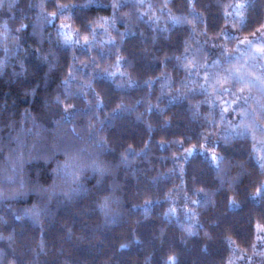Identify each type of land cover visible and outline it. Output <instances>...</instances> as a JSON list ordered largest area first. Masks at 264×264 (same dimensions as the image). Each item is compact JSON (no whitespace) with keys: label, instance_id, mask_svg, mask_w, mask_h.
Instances as JSON below:
<instances>
[{"label":"trees","instance_id":"1","mask_svg":"<svg viewBox=\"0 0 264 264\" xmlns=\"http://www.w3.org/2000/svg\"><path fill=\"white\" fill-rule=\"evenodd\" d=\"M5 22L0 264H229L253 250L264 71L237 44L264 31V0H0V37ZM226 70L245 83L216 85Z\"/></svg>","mask_w":264,"mask_h":264},{"label":"rangeland","instance_id":"2","mask_svg":"<svg viewBox=\"0 0 264 264\" xmlns=\"http://www.w3.org/2000/svg\"><path fill=\"white\" fill-rule=\"evenodd\" d=\"M64 25L68 27L63 31L71 32L74 42L76 37L72 26L69 23ZM237 48L240 51V55L252 56V59L249 58L252 63L254 62L261 71H264V31L255 38H247L239 41ZM262 149L264 150L263 146ZM259 233L253 250L250 253H245L234 249L229 264H264V234L262 231Z\"/></svg>","mask_w":264,"mask_h":264},{"label":"snow or ice","instance_id":"3","mask_svg":"<svg viewBox=\"0 0 264 264\" xmlns=\"http://www.w3.org/2000/svg\"><path fill=\"white\" fill-rule=\"evenodd\" d=\"M56 7L61 12H63L66 6L56 5ZM117 7H118V5L113 4V8H117ZM241 7H243V5H237V8H241ZM55 18H56V13L54 12L51 15V19H55ZM45 19L46 20H49V17L46 16ZM176 19H177V22H179V18H176ZM186 22L187 23H192L191 21H186ZM26 27H27L26 25L25 26H22L21 28L17 29V31H24V29ZM66 27H68V26L62 24L61 25V30L58 32V35L63 38V41H64L65 44H70V43L73 42V37H72V33L71 32L63 31ZM3 29H4V33L5 34H4L3 37H0V39L6 40L8 38V36H7V33H8V25H7V22H5V24L3 25ZM77 35H78V33H77ZM203 35L207 36V33L205 32V33H203ZM84 39H85V43H87V38L85 37ZM5 50L7 51V49H5ZM117 63H119V61ZM191 66H192V63L189 62V67H191ZM205 70H207V66L206 65H205ZM112 75H114V74H112ZM231 78H236L237 81L239 83H241V84L245 83L243 81V79L238 76V73L237 72H234L232 70H226V74L224 75L223 78L217 76L215 78V83H216V85H219L221 88H223V86L225 84H227L228 80L231 79ZM205 80L206 81L208 80V77L207 76H205ZM249 83H251V82H249ZM89 89H90V85H89ZM243 91H244V88L241 87L240 88V92L243 93ZM243 98H244L245 101L248 99L247 97H243ZM57 103H59V99H57ZM98 103H102V102H100L98 100ZM224 111H227V109H224ZM64 113H65V115H64L63 118L67 120L71 116H73V115L76 114V109L75 108H72V107H65L64 108ZM221 120H223V116L221 117ZM241 134H243V133H241ZM225 139L227 140L228 137H225ZM182 144H183V142L181 141V146H182ZM201 147H203V145H201ZM193 151H194V149H188L187 150L188 155H191ZM211 159H212V161L217 162L216 163V167H217V169H219L220 163L223 161V157H220V156H217L216 154H213L212 157H211ZM68 166L69 165H65V167H68ZM260 167H261L262 171H264V163H261ZM2 196H3V193H0V197H2ZM257 196L258 197H261V198H264V184H261L260 187L257 189ZM253 198L255 199L256 197H253ZM193 203H195V202H193ZM231 203L234 204L235 201H231ZM171 211L174 212L175 209H172ZM35 215H38V213H35ZM189 232H191L190 229H189ZM168 264H176L175 258H171L170 257Z\"/></svg>","mask_w":264,"mask_h":264}]
</instances>
